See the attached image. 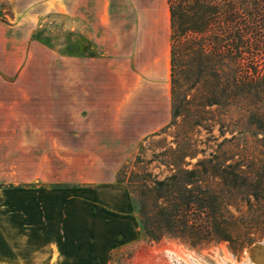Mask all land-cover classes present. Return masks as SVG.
Listing matches in <instances>:
<instances>
[{"label": "crops", "instance_id": "1", "mask_svg": "<svg viewBox=\"0 0 264 264\" xmlns=\"http://www.w3.org/2000/svg\"><path fill=\"white\" fill-rule=\"evenodd\" d=\"M53 18L70 52L40 37ZM169 82L167 0H0V264H109L128 233L120 186L62 183L28 146L88 155L152 133L169 123Z\"/></svg>", "mask_w": 264, "mask_h": 264}, {"label": "rangeland", "instance_id": "2", "mask_svg": "<svg viewBox=\"0 0 264 264\" xmlns=\"http://www.w3.org/2000/svg\"><path fill=\"white\" fill-rule=\"evenodd\" d=\"M50 20L40 37L57 51L70 52L65 49L70 34L57 28L64 26L63 20ZM73 40L79 53L88 51L81 39ZM260 98L231 107L193 108L188 121L170 116L167 125L143 136L124 130V143L91 145L88 155L72 152L68 144H31L28 152L35 158L45 153V169L60 172L56 178L62 183L120 186V192L109 196L115 203L126 202L128 233L111 248L109 264H140L143 252L170 245L194 253L203 264H251L246 252L264 245V97ZM23 179L27 178L14 177ZM141 218L160 229L147 234ZM166 222L169 227L163 226ZM221 233L227 238L216 241ZM170 257L173 264H186Z\"/></svg>", "mask_w": 264, "mask_h": 264}, {"label": "trees", "instance_id": "3", "mask_svg": "<svg viewBox=\"0 0 264 264\" xmlns=\"http://www.w3.org/2000/svg\"><path fill=\"white\" fill-rule=\"evenodd\" d=\"M167 4L171 118L184 116L188 121L193 108L231 107L264 97V0H167ZM240 111L250 114L244 108ZM140 225L149 235L160 229L144 218ZM226 238L221 233L216 241Z\"/></svg>", "mask_w": 264, "mask_h": 264}, {"label": "bare ground", "instance_id": "4", "mask_svg": "<svg viewBox=\"0 0 264 264\" xmlns=\"http://www.w3.org/2000/svg\"><path fill=\"white\" fill-rule=\"evenodd\" d=\"M246 255L251 264H264V245L262 243L254 245L251 251L248 250L246 252ZM170 256L175 257L178 260H183L186 264H192V262H189L190 260H195L201 264L204 263L194 253L170 245L168 247L155 248L148 252H143L140 256V264L146 262L148 264H173L171 261L173 258ZM225 258H227V254H225ZM233 264L237 263L234 262Z\"/></svg>", "mask_w": 264, "mask_h": 264}, {"label": "water", "instance_id": "5", "mask_svg": "<svg viewBox=\"0 0 264 264\" xmlns=\"http://www.w3.org/2000/svg\"><path fill=\"white\" fill-rule=\"evenodd\" d=\"M253 249V247H251L249 250L251 251Z\"/></svg>", "mask_w": 264, "mask_h": 264}]
</instances>
